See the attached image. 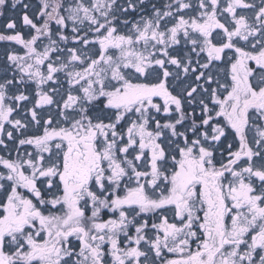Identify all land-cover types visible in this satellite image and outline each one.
I'll return each mask as SVG.
<instances>
[{
  "label": "snow or ice",
  "instance_id": "6c2138e0",
  "mask_svg": "<svg viewBox=\"0 0 264 264\" xmlns=\"http://www.w3.org/2000/svg\"><path fill=\"white\" fill-rule=\"evenodd\" d=\"M0 264H264V0H0Z\"/></svg>",
  "mask_w": 264,
  "mask_h": 264
}]
</instances>
